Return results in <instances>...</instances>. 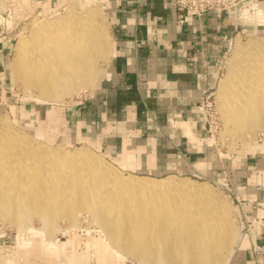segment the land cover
I'll use <instances>...</instances> for the list:
<instances>
[{
	"label": "bare ground",
	"instance_id": "6f19581e",
	"mask_svg": "<svg viewBox=\"0 0 264 264\" xmlns=\"http://www.w3.org/2000/svg\"><path fill=\"white\" fill-rule=\"evenodd\" d=\"M54 1V10L52 0L46 7L52 15L37 17L28 34H21L11 69L25 90L61 102L96 91L98 61L111 60L114 43L106 15L91 6L96 0ZM249 5L241 16L259 27L264 10ZM229 64L217 108L230 131L249 146L245 133L264 131V48L253 39L245 46L237 36ZM111 164L84 146L45 145L4 119L0 213L20 227L37 217L49 229L60 219L72 229L87 212L108 240L98 246L105 257L111 247L140 264H229L242 234L230 205L211 185L175 175H125ZM70 264H89V254L76 253Z\"/></svg>",
	"mask_w": 264,
	"mask_h": 264
},
{
	"label": "crops",
	"instance_id": "0c3cea01",
	"mask_svg": "<svg viewBox=\"0 0 264 264\" xmlns=\"http://www.w3.org/2000/svg\"><path fill=\"white\" fill-rule=\"evenodd\" d=\"M96 1L109 14L114 52L96 91L63 111L72 137L87 140L130 174H224L237 195L258 203L257 211L246 207L243 227L250 226L253 239L262 238L264 157H247L229 170L221 166L201 110V97L213 89L241 13L188 16L180 24L169 0ZM241 242L231 264H254L250 237Z\"/></svg>",
	"mask_w": 264,
	"mask_h": 264
},
{
	"label": "rangeland",
	"instance_id": "374dc122",
	"mask_svg": "<svg viewBox=\"0 0 264 264\" xmlns=\"http://www.w3.org/2000/svg\"><path fill=\"white\" fill-rule=\"evenodd\" d=\"M49 1L5 0L4 2H0V124L3 123L4 119L8 118L19 132L25 133L34 140L48 146H62L68 150L83 146L90 148L108 163H112L111 165L117 167L104 153L93 147L89 142L76 141L65 124L64 115H62L65 109L75 106L78 102L91 95L93 89L77 93L78 95L76 94L74 97L67 98L66 102H57L49 99H40L37 97L36 92L26 89L27 92L14 77L11 63L16 56V48L21 34H28L37 17L42 20L52 15V13L46 12ZM66 1L65 5L70 0ZM249 4L264 10V0H250ZM50 5L54 10L56 8V1L52 0ZM91 6L99 8L106 15L109 24V38L112 42L109 14L101 3H95ZM244 20V17L241 18L239 29L235 32L230 42L229 49L222 60V69L211 90L216 110V123L206 113L205 109L202 111L207 124L209 141L214 149L215 161L219 160L220 163L223 162L221 166L228 170L247 157L255 158L256 161L264 157V150H258V147L264 144V131L249 135L245 133L244 140L246 139L247 141H245L250 143L249 146L245 145L225 125L221 113L217 108V91L221 80L229 72V61L233 56L237 36L241 38L245 46L249 40L253 39L264 48V23H261L257 27L254 23ZM109 61L99 59V79L103 76ZM117 169L125 175L130 174L118 167ZM173 175L175 174L153 178L161 179ZM175 176L190 178L211 185L230 205L235 226L242 234L243 220L241 210L235 200V190L229 182L226 183L223 177L224 174L222 177L215 176L213 178L193 174ZM10 217L11 215L0 213V264H70L73 262L76 253L80 255L84 254L85 256L89 254V264H109L110 261L114 264H121L122 260L123 262L126 261L127 264H140L138 260L127 257L122 253L124 257L119 256L111 247L107 250V256L105 257V253H101V250L104 248H98V246L102 244L104 246L107 245L108 240L101 230L93 224L91 215L87 212H84L79 217L81 224L72 229H68L69 223L64 219H60L52 229H49L37 217L31 218L28 224L22 227L14 225ZM86 243L89 246H86ZM241 243L240 241L239 245L235 248L234 255L229 264L232 263L235 255L239 252ZM60 244H65L64 250L59 247ZM57 247H59V250ZM262 261L260 259L254 264H264Z\"/></svg>",
	"mask_w": 264,
	"mask_h": 264
},
{
	"label": "built area",
	"instance_id": "2783aa9c",
	"mask_svg": "<svg viewBox=\"0 0 264 264\" xmlns=\"http://www.w3.org/2000/svg\"><path fill=\"white\" fill-rule=\"evenodd\" d=\"M178 14V22L180 24L186 23L188 16L195 18H202L212 12L221 13V12H230V13H241L242 7L249 3L250 0H169ZM213 94L210 90H206L201 97V110H206V113L215 121H217L216 110L214 108V101L212 100ZM216 123V122H215ZM231 191L230 188H228ZM235 194V200L239 205V208L242 212L243 222L248 221V217L245 214L247 206H250L253 211L259 209L258 203L244 199ZM250 226L243 227L242 240L248 236L252 241L251 250L252 253L256 256V260L264 259V236L262 238L255 240L251 236Z\"/></svg>",
	"mask_w": 264,
	"mask_h": 264
},
{
	"label": "water",
	"instance_id": "95a60500",
	"mask_svg": "<svg viewBox=\"0 0 264 264\" xmlns=\"http://www.w3.org/2000/svg\"><path fill=\"white\" fill-rule=\"evenodd\" d=\"M250 5H249V3H246L243 7H242V9H244V8H247V7H249ZM241 9V10H242Z\"/></svg>",
	"mask_w": 264,
	"mask_h": 264
}]
</instances>
